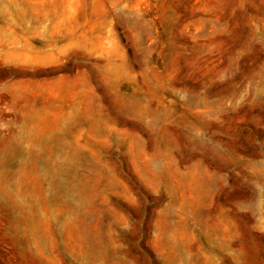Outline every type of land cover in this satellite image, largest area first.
<instances>
[{
    "label": "rangeland",
    "instance_id": "rangeland-1",
    "mask_svg": "<svg viewBox=\"0 0 264 264\" xmlns=\"http://www.w3.org/2000/svg\"><path fill=\"white\" fill-rule=\"evenodd\" d=\"M0 264H264V0H0Z\"/></svg>",
    "mask_w": 264,
    "mask_h": 264
}]
</instances>
